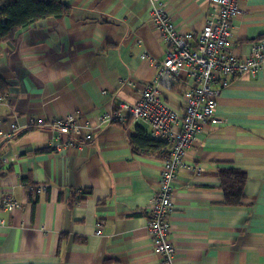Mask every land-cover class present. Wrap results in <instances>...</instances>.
<instances>
[{
    "label": "crops",
    "instance_id": "crops-1",
    "mask_svg": "<svg viewBox=\"0 0 264 264\" xmlns=\"http://www.w3.org/2000/svg\"><path fill=\"white\" fill-rule=\"evenodd\" d=\"M64 2L67 15L31 23L0 43L8 86L0 95V264H161L146 209L163 157L136 154L129 142L139 127L150 137L148 126H84L121 100L135 102L134 85L155 72L149 58L163 60L167 48L150 22V0ZM162 2L176 27L194 35L210 9L209 0ZM232 38L231 51L241 57L264 46V0H241ZM178 79L160 92L182 111L186 71ZM218 91L220 122L196 133L172 183L175 261L264 264V64ZM66 115L92 138L52 151L67 136L32 122ZM227 168L246 175L244 198L232 205L218 176ZM26 180L35 186L31 194ZM5 192L21 206L3 210Z\"/></svg>",
    "mask_w": 264,
    "mask_h": 264
},
{
    "label": "built area",
    "instance_id": "built-area-1",
    "mask_svg": "<svg viewBox=\"0 0 264 264\" xmlns=\"http://www.w3.org/2000/svg\"><path fill=\"white\" fill-rule=\"evenodd\" d=\"M240 2L209 0L205 23L194 35L176 27L162 0H150V22L167 48L163 60L158 62L149 58L155 72L149 82L134 85L138 93L135 102L121 100L116 107L96 116L93 124H84L92 128L103 122L119 125L142 122L148 126L150 138L166 145L158 186L146 209L148 235L154 252L163 257L161 264H187L175 261L170 224V214L175 207L172 183L185 163L186 150L203 127L219 124L216 114L218 90L229 85L233 77L255 76L264 64L262 44L253 45L251 53L242 57L231 51L233 19L240 13ZM182 71H186L187 81L179 88L182 108L179 111L163 98L160 90L171 91ZM32 123L47 125L56 134L67 136L61 142H52L49 147L52 151L78 146L92 138L90 133L81 131L82 125L74 115L47 120L37 118ZM78 133L82 134L81 140L76 138ZM20 206L10 192H5L3 210L13 211ZM99 232L97 229L96 233Z\"/></svg>",
    "mask_w": 264,
    "mask_h": 264
},
{
    "label": "trees",
    "instance_id": "trees-1",
    "mask_svg": "<svg viewBox=\"0 0 264 264\" xmlns=\"http://www.w3.org/2000/svg\"><path fill=\"white\" fill-rule=\"evenodd\" d=\"M69 12L70 7L64 0H0V43L13 41L17 31L31 23L48 17L60 19ZM7 88L0 77V95L4 94ZM129 142L136 154L163 157L166 152V145L148 137L142 127L137 129ZM218 176L225 203H239L244 198L246 175L240 170L227 168L220 170ZM25 187L31 194L30 188L35 186L32 181L26 180Z\"/></svg>",
    "mask_w": 264,
    "mask_h": 264
}]
</instances>
